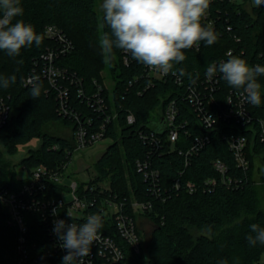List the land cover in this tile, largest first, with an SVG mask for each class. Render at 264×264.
<instances>
[{
	"label": "trees",
	"instance_id": "1",
	"mask_svg": "<svg viewBox=\"0 0 264 264\" xmlns=\"http://www.w3.org/2000/svg\"><path fill=\"white\" fill-rule=\"evenodd\" d=\"M250 1H216L211 11L217 19L213 25L218 34L217 42L211 46L201 42L200 48L186 50L185 61L175 65L174 70L183 68L195 78L198 73L204 74L211 63L227 60L230 56L227 51L230 49L233 50L231 55L240 56L251 65H264V6L253 5L250 11L245 6ZM96 2L21 0L24 14L18 19L32 24L42 36V43L39 47L33 44L30 48L22 49L15 58L0 51V75L14 74L17 77L16 84L8 89L0 88V95L5 96L11 105L10 117L0 129V139L7 152L11 155L19 144L39 138V146L29 148L21 160L22 164L28 169L41 163L55 168L69 158L67 149L73 147V132L77 125L75 114L80 119H91L90 130H96L106 123V136L112 138V142L94 162L98 173L90 183L99 180L108 182L111 191L128 204V210L133 198L138 201L151 200L153 203L145 216L153 222L154 230L140 254L132 252L114 225L107 228L108 234L123 245L129 264L145 261L146 252L147 264H219L222 260H227L228 264H264V245L252 247L246 239L251 224L257 223L264 227V190L256 186L253 178L256 157L261 155L264 160V141L249 127L218 119L210 130V141L193 154L190 164L186 165L185 157L179 150L189 145L197 135L209 131L200 124L194 108L185 97L189 76H182L185 80L182 84L172 76L165 80L152 79L145 74V66L129 53V63H126V53L120 49H114L112 59L107 60L102 55L99 38L105 32L110 33V29L103 18L102 26L99 27ZM202 22L208 25L204 19ZM47 25H56L73 43L71 51L55 59L57 65L68 74L67 78L65 76L58 80V85L69 89L67 113L60 109L57 90L42 73L45 53L59 48L54 38L46 36ZM228 25L231 29H227ZM17 61L22 63L18 64ZM107 65L114 81L111 92L102 74ZM32 73L38 75L42 84L41 95L35 100L30 95L31 84L24 83V79ZM73 77L74 81L71 80ZM78 78L81 83L76 81ZM258 81L264 93V77H259ZM231 90L221 78L217 94L220 104H223L225 95ZM97 92L106 102L105 112L98 111L88 101V97L93 99ZM170 100L176 101L178 119L185 120L186 126L174 150L170 151L166 144L152 149L143 135L155 132L164 141L166 133L163 132L160 115ZM263 109L264 94L261 104L254 106V111L261 114ZM114 113L116 117L112 119ZM108 114L111 119L106 122ZM129 114L134 116L131 123L127 120ZM51 122H61L71 127V137L48 130L47 126ZM230 133H244L248 137V171L238 167L228 147L225 136ZM6 155L2 151V179L4 181L11 176L15 183V164ZM139 159L147 160L150 167L159 171L160 196L152 193L151 181L144 177L143 171L138 170L136 161ZM215 159L223 160L228 165L229 175L237 180L231 184L223 183L220 173L212 164ZM209 177L218 179V184L211 191L205 188V179ZM177 179L181 181L179 189L174 188ZM188 181L199 185V188L193 192L187 191L185 187ZM64 188L66 184H50L48 191L57 195ZM27 222L31 255L38 256L37 264L52 263L53 253L48 251L51 242L46 228L36 215L28 214ZM192 228L200 233L194 235ZM17 237L16 228L9 226L2 215L0 264H33L32 258L28 263L19 262Z\"/></svg>",
	"mask_w": 264,
	"mask_h": 264
},
{
	"label": "built area",
	"instance_id": "2",
	"mask_svg": "<svg viewBox=\"0 0 264 264\" xmlns=\"http://www.w3.org/2000/svg\"><path fill=\"white\" fill-rule=\"evenodd\" d=\"M216 1L237 3L241 0H211L208 13L204 17V20L212 26L217 21L211 11L212 5ZM227 29H231L230 25L227 26ZM45 34L49 38H54L59 43V48L50 49L45 53V63L42 68V73L48 78L52 87L57 90L60 109L67 113L69 89L58 85V80L65 76L67 78L68 74H66L63 68L57 65L55 59L60 54L71 51L73 49V43L56 25H47ZM200 46L201 43L197 49ZM232 53V49L227 51V55H231ZM125 62L129 63L127 53L125 54ZM144 69L145 74L152 79L165 80L172 76L179 84L185 83L184 78L178 74L174 75L170 72L165 75L149 69L146 66ZM34 77L38 78V75L35 73L28 75L24 79V83L31 84ZM195 78V84H192L191 80L186 84L185 97L194 108L200 124L209 131L208 133L197 135L189 145L179 150V153L185 157L186 165L190 164L192 155L200 151L210 141V130L215 127L218 119H224L234 122L236 125L249 127L258 135L261 141H264V109L261 114L255 113L254 106L246 102L242 95L234 89L225 95L223 104H220V99L217 94L220 91L222 77L219 74L208 79L205 73H198ZM74 79L75 77L71 80L74 81ZM76 81L78 83L82 82L79 78ZM80 91L82 93V90ZM88 101L89 103L91 101L92 106H95L98 111L105 112L107 109L104 98L98 92L93 95V99L88 97ZM10 114L11 105L8 99L0 95V129L7 123ZM178 115L179 109L176 101L170 100L167 102L160 115L161 122L163 123V132L166 133L164 141L161 137L156 136L155 132L145 133L143 135V139L150 144L152 149L159 148L162 144H166L170 151L175 149L176 143L180 140L181 131L186 126V121L179 120ZM74 117L77 125L73 132V147L72 149H67L69 158L55 168L41 163L32 169H28L23 164V167L27 170V176H18L16 172V182L13 183L11 176L3 181L0 165V217L4 215L7 224L16 228L18 231L17 252L20 263H28L30 258L33 259V264L38 263V256H32L28 246V233L30 228L27 222V215L32 214L38 216L48 233L51 242L48 251L53 253L52 263L50 264H62V257L66 252L60 247V241L53 234L54 221L65 220L67 223L73 222L67 216V212H71L73 220L76 223H82L90 213L99 214L104 220L103 227L97 234V239L92 245L90 255L84 258L85 264H88V262L90 264H129L123 245L114 236L108 234L107 228L111 224L114 225L118 231V235L126 242L132 252L140 254L144 244L138 232V227L140 226L136 221V215L140 214L145 216V212L152 209L153 203L151 200L138 201L133 198L130 209L128 210V204L120 200L117 193L111 191L108 182L99 180L90 183V180H94L96 176L84 181H78V179H72L71 182L66 181V176H69L67 173L68 167L74 151L89 148L99 140L107 137L106 123L100 125L96 130H90V118L80 119L78 114H75ZM115 117L116 113L112 115V119ZM110 119L111 115L108 114L106 122L110 121ZM127 120L129 123L133 122V114H129ZM225 138L238 167L243 171H248L250 162L247 157L248 137L246 134L230 133ZM1 155L2 149L0 148V161ZM212 164L220 173L223 183L231 184L235 179L237 180V178L229 175L228 165L223 160L215 159ZM136 165L139 171H143L144 177L151 181L152 186L150 189L152 193L160 196V187L158 186L159 171L150 167L147 160L139 159L136 161ZM56 183L66 184V188L62 189L57 195L48 191L49 185ZM217 184V178L209 177L205 179V188L210 191L214 190ZM180 187L181 181L177 179L174 183V188L179 189ZM198 188L199 185L191 181H188L185 187L189 192L196 191ZM67 195L70 198H66Z\"/></svg>",
	"mask_w": 264,
	"mask_h": 264
},
{
	"label": "clouds",
	"instance_id": "3",
	"mask_svg": "<svg viewBox=\"0 0 264 264\" xmlns=\"http://www.w3.org/2000/svg\"><path fill=\"white\" fill-rule=\"evenodd\" d=\"M211 0H102L103 19L110 29L99 38L102 55L111 60L114 49L129 53L133 59L149 69L162 74L188 75L191 83L196 78L183 68L174 71V66L186 59V50L199 47L201 42L211 46L217 42L218 34L211 24L202 21L208 13ZM256 7L264 6V0H252ZM24 14L21 0H0V51L15 58L22 49L37 47L42 36L34 26L18 19ZM22 63V61H17ZM18 71V69H17ZM219 74L223 80L253 106L262 102V85L259 77H264V65H251L237 55L227 60L208 65L205 76L211 79ZM198 78V77H197ZM16 75H0V88L8 89L16 84ZM42 84L38 78L31 81L30 95L35 100L41 95ZM54 210V215H55ZM67 216L73 221H54L53 234L60 241L66 254L62 264H85L92 245L103 227V217L90 213L82 223L73 220L71 212ZM246 236L248 244L255 247L264 245V227L253 223ZM90 264V262H88ZM219 264H228L222 260Z\"/></svg>",
	"mask_w": 264,
	"mask_h": 264
},
{
	"label": "rangeland",
	"instance_id": "4",
	"mask_svg": "<svg viewBox=\"0 0 264 264\" xmlns=\"http://www.w3.org/2000/svg\"><path fill=\"white\" fill-rule=\"evenodd\" d=\"M102 0H97L96 2V11L99 19V27L102 26V18H103V11H102ZM245 6L250 10L253 6L252 0L248 3H245ZM108 65L105 66V68L102 71V74L104 75V82L108 90L111 92L114 81L112 79V75L110 74V71L108 69ZM157 117V116H156ZM47 129L50 131L58 132L61 135L67 136L68 138L72 135V129L69 126H66L65 124L61 122H51L48 124ZM112 142V138L106 137L101 140H99L95 145L84 148L81 150H75L72 155V160L70 161L68 171L67 173L69 176H66V181L71 182L72 179H78V181H84L89 180L90 178H93L97 175L98 171L94 165V162L103 154V152L106 150L107 146ZM40 144L39 138H34L28 143L25 144H19L17 146V150L13 154H9L6 150V146L4 145L3 141L0 139V148L2 151H4L12 160V162L15 164L16 172L18 176H27V170L23 167V164L21 162L22 158L27 154L29 148H36ZM253 178L255 180L256 186L264 190V160L262 159V156L259 155L255 159V169ZM66 198H70L69 195H67ZM263 208H264V202H263ZM136 221L140 227H138V232L140 236L143 239L144 247L147 246L148 242L151 239L153 230H154V224L153 222L143 215H136ZM192 232L194 235H197L200 233L195 228H192ZM146 252V250H145ZM146 258L145 261L139 262V264H147V252L145 253ZM264 259V258H263Z\"/></svg>",
	"mask_w": 264,
	"mask_h": 264
}]
</instances>
